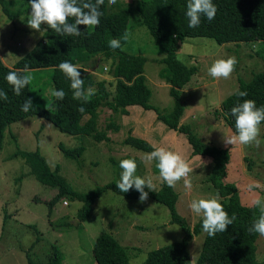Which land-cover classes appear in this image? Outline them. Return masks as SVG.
Listing matches in <instances>:
<instances>
[{
  "label": "rangeland",
  "instance_id": "rangeland-1",
  "mask_svg": "<svg viewBox=\"0 0 264 264\" xmlns=\"http://www.w3.org/2000/svg\"><path fill=\"white\" fill-rule=\"evenodd\" d=\"M8 1H12L9 9L16 10L23 0ZM136 1L116 0L120 7L131 9L130 37L121 48L131 52L139 50L146 56L143 73L152 91L148 102L154 109L130 105L126 107L127 113L114 114L107 105L100 106L97 117L100 127L111 118L120 124L116 130L108 129V139L100 140L87 134L62 131L36 115L6 125L0 149V264H28L26 252L32 259L44 261L51 244L61 251L62 264H96L91 247L101 231L111 234L126 248L131 264H140L148 251L178 241L183 236L181 227L170 222L169 209L152 197L141 203L139 198H128L106 189L93 200L89 216L84 221L77 216L82 205L79 200L62 198L48 208L46 201L56 193V188L35 179L23 157L15 153L17 147L24 150L37 148L50 167L58 164L60 173L80 192L110 181L117 183L122 159L135 160V175L145 180L151 178L157 190L162 182L155 167L156 161L146 162L144 156L151 151L123 141L131 134L146 139L155 147H164L181 155L193 168L189 174L193 184L191 191L184 189L183 180L174 187L178 195L176 210L188 224L193 225L200 217L189 209L190 201L216 195L207 180L211 157L193 153L184 132L170 129L157 118V112H169L174 101L169 94V85L158 73L163 66L159 58L164 52L156 47L154 37L144 26H137L140 19L133 7ZM28 18L29 13L24 12L11 19L0 4V57L7 65H12L40 36V32L27 26ZM177 55L186 64L197 66L196 72L181 89L184 111L180 122L188 123L204 141L229 150L223 180L235 185L242 204H252L256 196L264 200V189L248 191L246 187L252 181L264 185V123L259 125V148L254 145H225L223 138L234 131L224 122L220 107L210 103L213 98L220 103L222 98L235 90L238 77L247 80L253 72L264 69V42L253 40L218 44L205 36H185L179 41ZM233 56L237 63L230 78L216 80L208 74L215 60ZM108 64L104 63L103 57L94 56L85 66L93 72L94 78H104L108 89L113 91L115 78L107 72ZM50 70V67H40L29 69L27 73L33 77L28 85L35 105L52 107ZM59 143L66 147L82 144L84 150L79 161L66 156ZM204 235L202 229L188 242V264H194L197 259ZM35 237L37 240L30 247ZM255 243L257 258L264 259V237L258 235Z\"/></svg>",
  "mask_w": 264,
  "mask_h": 264
},
{
  "label": "trees",
  "instance_id": "trees-1",
  "mask_svg": "<svg viewBox=\"0 0 264 264\" xmlns=\"http://www.w3.org/2000/svg\"><path fill=\"white\" fill-rule=\"evenodd\" d=\"M11 2L0 0L2 9L9 18H15L24 12L30 14L29 0H23L16 10L9 9L8 5ZM80 2L81 0H78V3ZM92 2L94 3L95 0ZM213 3L217 7L215 19L208 21L201 16V23L195 28L188 26L187 0H137L133 7L139 14L140 20L137 26H144L154 37L156 47L164 52L159 58L163 66L158 73L169 85V94L174 104L167 113L157 112V118L170 129L184 132L193 153L211 157L212 163L207 180L216 194H219V202L229 217L236 216V220L225 232L218 233L214 237H209L205 233L194 264H264V259H258L256 256L255 241L259 234L249 232V228L259 218L260 210L252 204H242L235 185L223 180L229 150L224 146L204 141L192 131L188 123L180 122L184 111L180 97L181 89L197 70L196 65L186 64L177 55L179 41L183 37L205 36L218 44L253 40L264 42V0H213ZM99 10L102 12L99 26H78L81 31L79 36L57 34L47 25L42 24L38 40L12 65H7L0 57V90L6 92L8 96L7 100H0V149L6 125L26 116L36 115L50 121L62 131L87 134L100 140L109 138L108 129L116 130L120 126L111 118L105 126L100 127L97 119L100 106L107 105L114 114L127 113L126 107L130 105L154 109V106L148 102L152 91L147 86L143 73L146 56L139 50L131 52L121 47L118 49L108 47V42L113 38L118 39L121 46L128 41L131 31L130 7H120L118 3L109 6L108 0H104ZM94 56L103 57L104 63H109L107 72L115 78L113 91L108 89L104 78L96 79L93 77V72L86 69L85 64ZM63 61L78 66L81 78L84 80L85 91L88 87L95 89V95L88 102H84L83 99H73L70 81L57 67ZM25 67L28 69L50 67L52 89H63L66 93L64 99L56 100L52 96V107L33 103L29 112L21 111V106L30 97L29 85L17 96L5 77L10 71H16L20 75L27 74L23 72ZM236 81L235 90L222 98L219 103L224 122L234 132V118L230 114L232 107L245 99L255 101L258 108L264 107V69L253 72L247 80L238 77ZM237 91H245L247 96L239 97L236 95ZM80 107L84 108L83 112L78 110ZM123 141L146 151H153L155 147L146 139L131 134L124 137ZM59 146L66 156L77 161L84 150L82 144L66 147L59 143ZM15 153L23 157L37 181L56 188V193L46 201L48 208L62 198L82 202L77 212L80 221L87 219L93 200L106 189L128 198H139V193L135 190L121 193L114 181L87 192L77 191L60 173L59 165L50 167L37 148L24 150L17 147ZM145 191L149 193L148 197H152L169 209L170 222L177 223L181 227L183 236L178 241L148 251L140 264H188L190 262L188 242L202 230V217H199L193 225L188 224L176 210L177 192L163 182L157 190L149 191L145 187ZM36 240L37 237L30 247ZM91 251L96 264H131L126 248L105 231L95 236ZM25 256L28 264H62V253L53 244L50 245V252L44 261L32 259L27 252Z\"/></svg>",
  "mask_w": 264,
  "mask_h": 264
},
{
  "label": "clouds",
  "instance_id": "clouds-1",
  "mask_svg": "<svg viewBox=\"0 0 264 264\" xmlns=\"http://www.w3.org/2000/svg\"><path fill=\"white\" fill-rule=\"evenodd\" d=\"M31 11L27 19V26L40 32L41 25H47L57 34L68 36H79L81 31L78 26L97 27L100 24L102 12L100 6L104 4V0H29ZM109 6L116 4V0H108ZM186 16L188 17V26L190 28L198 27L201 23V16L208 21L215 19L217 7L213 0H187ZM72 18V22H70ZM110 49H118L121 43L118 39H111L108 42ZM237 63L236 58L229 57L227 59H217L208 69V74L216 80L228 79L235 70ZM64 76L70 81V89L72 90L73 99H83L88 102L95 95V89L88 87L85 91L84 80L81 78V72L78 66L68 61H63L57 66ZM23 72L28 73L29 69L25 67ZM7 83L12 86V91L19 96L21 91L31 82L33 77L30 74L20 75L16 71H10L5 77ZM50 95L56 100H63L66 93L63 89L50 90ZM239 97L247 96L245 91H237ZM7 93L0 90V100H7ZM210 103L214 107L219 106V101L210 99ZM33 107V101L29 97L21 106V111L27 113ZM79 111L83 112L84 108L80 107ZM230 114L234 118L235 132L224 137L223 143L231 146H248L254 145L259 148L261 141L259 125L264 121V107H257L255 101L245 99L230 109ZM146 162L156 161L155 167L159 172V179L168 187L174 188L176 184L183 180L184 189L190 192L193 184L189 176L193 172V168L189 166L187 160L181 155L167 150L164 147H154V150L145 154ZM121 169L120 179L116 183V187L121 193H127L130 189H135L139 193V202L143 203L148 199L149 193L145 191V187L149 191L155 190L152 179L145 180L136 176L137 164L133 159H122L119 162ZM248 191L260 188L264 189L257 181L250 182L247 186ZM219 194L204 199H193L188 207L192 213L202 217V229L209 236L214 237L218 233H223L229 225L236 220V216L231 218L224 210L223 205L219 202ZM252 206L258 207L260 210L259 218L254 221L252 227L249 228L250 233H258L260 237H264V200L256 196L252 201Z\"/></svg>",
  "mask_w": 264,
  "mask_h": 264
}]
</instances>
